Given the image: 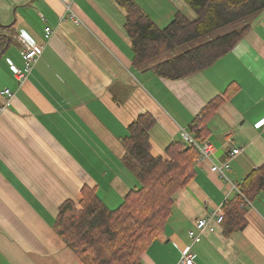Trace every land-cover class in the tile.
Returning a JSON list of instances; mask_svg holds the SVG:
<instances>
[{"label": "crops", "instance_id": "crops-1", "mask_svg": "<svg viewBox=\"0 0 264 264\" xmlns=\"http://www.w3.org/2000/svg\"><path fill=\"white\" fill-rule=\"evenodd\" d=\"M131 1L160 28L177 12L195 19L182 0ZM125 20L117 0H0V92L13 93L0 113V264H82L53 229L59 206L78 202L88 186L114 209L138 186L122 139L140 114L155 119L151 152L163 155L207 103L223 100L206 125L213 153L175 193L162 238L142 264H177L190 245L187 230L264 163V126L255 127L264 118V11L228 54L179 80L152 73L158 62L133 65ZM20 35L42 49L18 87L11 67H22ZM233 147L242 151L229 158ZM225 162L226 178L211 171ZM246 220L227 237L221 227L205 232L191 247L195 264H264V192Z\"/></svg>", "mask_w": 264, "mask_h": 264}, {"label": "trees", "instance_id": "trees-1", "mask_svg": "<svg viewBox=\"0 0 264 264\" xmlns=\"http://www.w3.org/2000/svg\"><path fill=\"white\" fill-rule=\"evenodd\" d=\"M117 1L126 11L124 29L134 66L223 30L150 67L156 76L169 80L187 78L212 66L249 32V22H240L264 11V0H182L195 19L177 12L160 28L133 1ZM229 94L230 89L222 97ZM222 101L217 97L207 103L189 127L187 133L197 142L205 140L207 122ZM154 126L155 119L149 113L140 114L122 139L123 161L134 165L138 186L118 207L108 208L88 186L83 187L78 202L66 200L59 206L53 229L82 264H142V256L165 229L175 193L193 180L198 157L195 147L180 140L172 142L163 155L152 154L149 133ZM236 187L234 196L222 204L219 227L225 237L246 228L248 206L264 192V163Z\"/></svg>", "mask_w": 264, "mask_h": 264}, {"label": "built area", "instance_id": "built-area-1", "mask_svg": "<svg viewBox=\"0 0 264 264\" xmlns=\"http://www.w3.org/2000/svg\"><path fill=\"white\" fill-rule=\"evenodd\" d=\"M71 2L73 0H70ZM66 8L69 10V7L66 6ZM73 18L72 14L70 16ZM51 33L50 28H45V38H48ZM19 39L21 41L22 49H21V58H22V67L17 68L15 66L11 67V72L13 75V78L17 84L18 87H21L24 85L30 76V73L37 62V60L40 57L42 46H37L32 41H26L22 38V36H19ZM0 98L2 99L0 101V113L7 110L10 105L13 98V93L9 89H4L0 92ZM264 126V118L261 119L259 122L255 124V127L260 128ZM181 141L187 145H191L195 147V149L198 152V157L196 159V164H198L200 161L207 159L214 150V147L212 143L208 141H202L197 142L194 140L186 131H181L180 133ZM242 151L239 147H233L229 151V158H234L237 155L240 154ZM229 168L228 162H225L221 166H213L211 168L212 172H215L219 174L221 177L224 178V172ZM223 211L222 206L217 207L209 216L199 218L197 219L193 227L187 230V236L191 239V244L185 247L181 251L180 258L177 262V264H195L194 262V255L191 251V247L194 244H198L201 242L202 237L205 232L208 233H215L217 227H219L223 221Z\"/></svg>", "mask_w": 264, "mask_h": 264}, {"label": "rangeland", "instance_id": "rangeland-1", "mask_svg": "<svg viewBox=\"0 0 264 264\" xmlns=\"http://www.w3.org/2000/svg\"><path fill=\"white\" fill-rule=\"evenodd\" d=\"M249 21H250V18L241 21L240 24L242 25V24H245L246 22H249ZM249 23H250V22H249ZM222 31H223V30L221 29V30H219V32H217V33L210 34V35H208V36L202 37V38H200V39H197V40H195V41H193V42L187 44L186 46H183V47H181V48H179V49H176V50H174V51H171V52L165 53V54H163L162 56L158 57L157 59L153 60L152 62H159V61L161 62V61L167 60V59L171 58L172 56H174L175 54H178L179 52H183V51H185V50H188V49H190V48H192V47H195V46H197V45H199V44H202V43H204V42L210 40L211 38L215 37V35H218V33H219V34L222 33ZM164 235H165V234H164ZM161 238H162V235H161L157 240L160 241ZM188 239H189V242H190V244H191V243H192V242H191V239H190V238H188ZM157 240H156V241H157Z\"/></svg>", "mask_w": 264, "mask_h": 264}]
</instances>
